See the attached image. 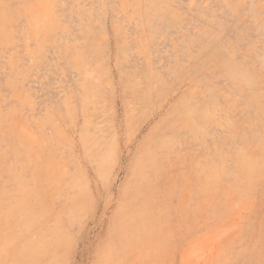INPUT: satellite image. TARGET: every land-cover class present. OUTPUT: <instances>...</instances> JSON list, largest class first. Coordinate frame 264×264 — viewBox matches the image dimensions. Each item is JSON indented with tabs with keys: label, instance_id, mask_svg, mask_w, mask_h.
<instances>
[{
	"label": "rangeland",
	"instance_id": "obj_1",
	"mask_svg": "<svg viewBox=\"0 0 264 264\" xmlns=\"http://www.w3.org/2000/svg\"><path fill=\"white\" fill-rule=\"evenodd\" d=\"M48 262L264 264V0H0V264Z\"/></svg>",
	"mask_w": 264,
	"mask_h": 264
},
{
	"label": "bare ground",
	"instance_id": "obj_2",
	"mask_svg": "<svg viewBox=\"0 0 264 264\" xmlns=\"http://www.w3.org/2000/svg\"><path fill=\"white\" fill-rule=\"evenodd\" d=\"M159 74H163L160 78L162 79L163 78V76H165V79H166V76L167 77H171L172 75H173V69L172 68H167L165 71H163L162 73H156V72H154L153 73V76H152V79L153 78H157V76H159ZM137 92V91H136ZM157 95H158V98H161L162 97V95L163 94H161L160 92H158L157 93ZM180 115L178 114L177 115V117H179ZM172 117V116H171ZM167 119H169V117L168 118H166V120ZM178 119V118H177ZM170 121V120H169ZM164 122V121H163ZM169 123H167V125H168ZM162 127V126H161ZM165 129V128H164ZM169 130H170V128H168ZM167 129V130H168ZM153 132H155L156 133V131H153ZM159 132V131H158ZM161 132V131H160ZM163 132V131H162ZM161 132V133H162ZM166 132V131H165ZM166 133H169V132H166ZM157 134V133H156ZM162 136H164L163 134L161 135V134H159V136H157V140L159 141L158 142V146L160 145V140H161V138H162ZM154 137L155 136H153L152 137V135L148 138V139H146V140H144L142 143H140L139 145H138V150H139V152L140 153H142V155H141V157L140 158H137L138 160L136 161V164L134 163V165H136V166H141V167H144V166H146V164L148 163V161L150 160V158H151V154H152V151H153V148L154 147H152L151 146V144H150V141H151V139H152V141H153V139H154ZM151 141V142H152ZM153 146L155 145V143H153L152 144ZM137 157H138V155H137ZM135 175V174H134ZM137 177V176H136ZM121 218H123V220H124V222L123 223H128L129 221H128V219L126 218V216H122ZM123 225V224H122ZM48 264H49V262H48Z\"/></svg>",
	"mask_w": 264,
	"mask_h": 264
}]
</instances>
